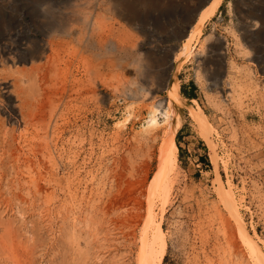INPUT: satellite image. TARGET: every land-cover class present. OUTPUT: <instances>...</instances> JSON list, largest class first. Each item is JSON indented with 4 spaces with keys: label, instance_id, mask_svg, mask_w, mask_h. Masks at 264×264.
I'll return each instance as SVG.
<instances>
[{
    "label": "rangeland",
    "instance_id": "rangeland-1",
    "mask_svg": "<svg viewBox=\"0 0 264 264\" xmlns=\"http://www.w3.org/2000/svg\"><path fill=\"white\" fill-rule=\"evenodd\" d=\"M123 1L132 15L106 11L107 0H0V56L8 48L23 53L33 38L41 39L70 15L93 12L114 30L95 40L103 45L116 35L117 41L134 45L142 71L127 61V80L150 90L145 101L130 107L131 100L103 86L118 71L112 58L94 60L95 83L84 68L66 67L68 53L54 65L48 62L49 51L32 64L15 54L13 60L0 58V264H140L150 205L166 234L163 264H255L218 189L221 181L225 191L234 192L250 245L264 257V0H224L178 68L177 49L188 37L177 38L196 9L202 11L210 0ZM174 73L183 105L176 134L182 151L168 179L160 174L167 129L152 135L142 129L151 116L147 106L154 96L166 98L164 86ZM183 87L194 98L184 96ZM60 98L68 104L58 108ZM45 99L61 111L54 125L47 123L52 108H45L49 114L42 121ZM199 107L210 130L192 119V109ZM129 111L136 118L120 128ZM165 187L171 193L164 206L159 191Z\"/></svg>",
    "mask_w": 264,
    "mask_h": 264
},
{
    "label": "bare ground",
    "instance_id": "bare-ground-1",
    "mask_svg": "<svg viewBox=\"0 0 264 264\" xmlns=\"http://www.w3.org/2000/svg\"><path fill=\"white\" fill-rule=\"evenodd\" d=\"M109 1V7L107 8L106 11H115L117 13H119L120 15L125 13L128 14L131 12L132 8L130 7V5L127 4V2H124L123 0H107ZM140 1V0H138ZM150 1V0H149ZM148 1V2H149ZM224 0H210L205 7L201 10H199V17L197 22L192 26V20L186 25L185 27V31H184V35L181 37L177 38V41L182 42L183 40H186L187 37V41L185 42V45L183 47H181L180 49H177V55L175 56V63L176 66L178 68V66L182 65V63L184 62V60H182L181 58L185 57H189L190 55H192V51H191V46L192 44L196 41L199 42L201 38H203V28L205 26V24L213 17L216 16L217 12L219 11L221 5L223 4ZM133 2V1H132ZM141 2V1H140ZM154 2V1H153ZM135 3V2H134ZM152 3V2H150ZM103 5L106 4L105 1L102 2ZM101 4V5H102ZM133 5V7L136 5ZM145 5V4H144ZM46 6V5H45ZM69 7V6H68ZM137 7V5H136ZM94 9V8H93ZM140 9V8H139ZM75 10V9H74ZM128 15H132V14H128ZM122 16V15H121ZM135 16V15H133ZM102 17L103 15H100L99 18L95 19L94 13L90 12L88 15L86 16H81V15H76V16H72L70 15V18L68 19L66 16V19H68L67 21L63 22V23H58V25L54 26L53 28L49 29L48 32H46L44 34V36L39 39V38H33L31 40V47L30 46L22 53L18 54L14 53L13 49H4L3 51H1L2 55L0 56V58H4L6 59L7 56H11L15 54V56L22 61H27L28 59L31 61V64L37 61H41L43 57L46 56V52L49 51L48 53L51 52V56H47L48 58V62L54 64H57V62L63 61L64 62V55L67 54L68 58L67 61L65 60V65L66 67L71 64L74 65V69L77 72H80L81 68H84V72L85 75L87 76V78L89 79V81H92L93 83H95L96 81V77H97V70H96V64H94V60L95 59H101V60H105L108 58H112L113 59V63H114V67L116 69H118V71H115L116 74L109 78V79H105L103 86H106L107 88H109V90L111 89L112 92L116 95L119 96H123V98H125L126 100H131V105L130 107H133L134 104H136L137 102H139L140 100H143L144 97H146V95H149V89L146 88V86H144V84H139V82L136 81H128L127 80V74L125 73L126 68L124 67L125 63L128 61L129 65L132 67H136V71L138 73H141L142 71V65H141V55H134L132 52L135 49L134 45H128V43L123 39L117 41L114 37L113 38H109L105 41V43L103 45L102 42L99 43L95 40V35H100V34H106L108 33L107 31L109 30V27L105 26V23L102 22ZM127 18V17H126ZM136 21V20H135ZM127 22V21H126ZM57 23V22H56ZM123 26V25H122ZM256 26V25H255ZM108 29V30H107ZM128 29V28H124ZM110 32L112 31L113 33V29L109 30ZM140 31V30H139ZM191 31V32H190ZM20 32V31H19ZM125 31H122V33H124ZM2 33V32H1ZM150 33V32H149ZM110 34V33H109ZM118 34V33H117ZM125 34V33H124ZM113 36V35H112ZM108 37V36H107ZM119 37V36H118ZM172 37V36H171ZM85 40V45L87 48H85V50L87 49V51H84L82 49L83 45L82 42L83 39ZM124 38V37H123ZM213 38V34L209 35L205 38V41L209 42L211 41ZM237 38V37H236ZM98 39V38H97ZM126 39L130 40L131 38H128L126 36ZM132 40V39H131ZM6 41V40H5ZM4 41V42H5ZM204 41V42H205ZM7 42V41H6ZM223 42H225V39H223ZM240 42V41H239ZM30 44V43H29ZM135 44V43H133ZM239 44V43H238ZM241 45V44H240ZM27 46V45H26ZM138 46V44H137ZM8 47V46H7ZM140 47V46H139ZM6 48V47H5ZM11 48V47H10ZM16 48V47H15ZM177 48V47H175ZM20 49V48H19ZM18 49V50H19ZM22 49V48H21ZM24 49V48H23ZM98 51V53H93V51ZM88 52L90 54V57H83V55ZM141 52V51H140ZM203 52V51H202ZM156 53V52H155ZM140 54V53H139ZM151 54V53H150ZM167 55V54H166ZM8 56V57H9ZM14 56V55H13ZM14 56V57H15ZM158 56V55H157ZM194 56V55H193ZM195 56H199L196 55ZM66 57V56H65ZM143 57V56H142ZM147 56H144L143 58H145ZM8 58V59H11ZM46 58V57H45ZM7 59V60H8ZM16 59V58H15ZM44 59V58H43ZM13 60V58L11 59ZM146 60V59H145ZM149 60V59H148ZM163 60V59H162ZM161 60V61H162ZM39 61V62H40ZM10 62V61H9ZM24 62V63H25ZM98 62V61H97ZM150 62V61H149ZM155 62V61H154ZM4 63V62H3ZM14 63V62H13ZM46 63V62H45ZM61 63V62H60ZM144 62H142L143 64ZM148 63V62H146ZM185 63V62H184ZM5 64V63H4ZM98 64V63H97ZM149 64V63H148ZM159 64V63H158ZM157 64V65H158ZM8 65V64H7ZM35 65V64H34ZM45 65V64H44ZM59 65V64H58ZM128 65V66H129ZM154 65V64H153ZM168 65V64H167ZM170 65V64H169ZM15 66V65H14ZM49 66V65H48ZM51 66V64H50ZM61 66V65H60ZM63 66V65H62ZM99 66V65H98ZM150 66V65H149ZM152 66V65H151ZM32 67V66H31ZM44 67V66H43ZM42 67V68H43ZM46 67V66H45ZM58 67V66H56ZM35 68V67H34ZM37 68H40L37 66ZM69 68V67H68ZM72 70V67H70ZM100 68V67H99ZM147 68V67H146ZM155 68V67H154ZM173 68V67H172ZM32 69V68H31ZM36 69V68H35ZM44 69V68H43ZM42 69V70H43ZM46 69V68H45ZM59 69V68H58ZM62 69V68H61ZM161 69V68H160ZM176 69V67H175ZM70 70V69H69ZM154 70V69H153ZM163 70V69H162ZM11 71V70H10ZM55 71V70H54ZM53 71V72H54ZM56 71H58L56 69ZM73 71V70H72ZM156 71V70H155ZM16 72V71H15ZM21 72V71H20ZM43 72V71H42ZM49 72V69H48ZM60 73V69L58 71ZM149 72V71H148ZM153 72V71H152ZM157 72V71H156ZM178 72V70L176 71ZM175 72V73H176ZM40 73V72H39ZM38 73V74H39ZM62 73V72H61ZM173 74L170 77V80L168 81V84L165 87V92L167 94L166 98H163L161 95H157L153 97V101L147 106L148 111L150 112L149 114H151L150 116V120L147 121L146 125H144V129L142 130H146V132H150L149 130H151L150 134L152 133V131H159L160 129H167V133L165 136L166 138H164V142H162L161 144V155H160V174L164 175L166 178L170 179L171 175L174 174L177 170L178 167V156H179V147L177 145L176 142V134L179 131L181 124H182V116H183V105L180 101V89L178 87V81L176 79V74ZM31 74V73H30ZM29 74V75H30ZM42 74V73H41ZM69 74V73H68ZM165 74V73H164ZM40 75V74H39ZM40 76H44L43 74ZM47 76V74H45ZM58 75V74H57ZM71 75V73H70ZM69 75V76H70ZM45 76V78H46ZM75 76V75H74ZM162 76V75H161ZM160 76V77H161ZM170 76V75H169ZM32 78L35 77V79H37V75H33L31 76ZM54 77H56V75H54ZM58 77V76H57ZM61 77V76H59ZM58 77V78H59ZM78 77V76H77ZM105 77V76H104ZM150 77V75H149ZM165 77V76H164ZM42 80H44V77H41ZM40 78V80H41ZM57 78V79H58ZM69 78V77H68ZM98 78V77H97ZM106 78V77H105ZM167 78V75L166 77ZM48 79V77L46 78ZM50 79V78H49ZM56 79V78H55ZM75 79V78H73ZM159 79V78H158ZM168 79V78H167ZM163 80V79H162ZM9 81V80H8ZM74 81V80H73ZM76 81V80H75ZM167 81V80H166ZM14 82V81H13ZM43 82V81H42ZM45 82V80H44ZM43 82V83H44ZM58 82V81H57ZM78 82V81H77ZM91 82V83H92ZM99 82V81H98ZM164 82V81H163ZM162 82V83H163ZM8 83V82H7ZM38 83V81H37ZM41 83V81H40ZM46 83V82H45ZM44 83V84H45ZM69 83V81H68ZM3 84V83H2ZM39 84V83H38ZM51 84V83H50ZM59 84V82H58ZM62 84V83H61ZM67 84V83H66ZM102 84V83H101ZM16 85V84H15ZM18 85V84H17ZM30 85V84H29ZM81 85V84H80ZM83 85V84H82ZM156 85V84H155ZM19 86V85H18ZM17 86V88H18ZM40 86V85H39ZM58 86V85H57ZM75 86V85H74ZM85 86V84H84ZM43 87V86H42ZM64 87V86H63ZM67 87V86H65ZM89 87V86H88ZM92 87V86H90ZM159 89L161 90V88L163 87L161 85V82L159 84ZM163 87V88H164ZM71 88V87H70ZM97 88V87H96ZM150 88V87H149ZM32 89V88H31ZM37 91V84H36V88ZM45 89V87H44ZM57 89V88H56ZM55 89V90H56ZM65 89V88H64ZM74 90V89H73ZM84 90V89H82ZM94 90V89H93ZM26 91V90H25ZM24 91V93H25ZM32 91V90H31ZM51 91V90H50ZM60 91V90H59ZM78 91V90H77ZM80 91V90H79ZM157 91V90H156ZM17 92V91H16ZM39 92V91H38ZM37 92V93H38ZM45 92V91H43ZM54 92V91H53ZM65 92V91H64ZM76 92V91H75ZM84 92V91H83ZM90 92V89H89ZM93 92V91H92ZM149 92V93H148ZM152 92V91H151ZM22 94V92L19 91V94ZM42 93V92H40ZM48 93V92H47ZM55 93H57V90L55 91ZM66 93H70V92H66ZM94 93V92H93ZM148 93V94H147ZM155 93V92H154ZM157 93V92H156ZM160 93V92H159ZM18 94V93H17ZM27 94V93H26ZM46 94V93H45ZM49 94V93H48ZM47 94V95H48ZM53 94V93H52ZM50 94V95H52ZM59 94V93H58ZM88 94V93H87ZM95 94V93H94ZM55 95V94H54ZM52 95V96H54ZM66 95V94H65ZM92 95V94H90ZM97 95V94H95ZM23 96V95H22ZM25 96V95H24ZM56 96V95H55ZM61 96V94H60ZM77 96H80V94H77ZM150 96V95H149ZM34 97V96H33ZM64 97V96H63ZM63 97H61L63 99ZM72 95H69V98L71 99L70 101L72 102ZM92 97V96H90ZM94 97V96H93ZM152 97V96H151ZM28 98V97H27ZM52 98V97H51ZM55 98V97H54ZM61 98L59 100H61ZM82 98V97H81ZM147 98V97H146ZM22 99V98H21ZM41 99V98H40ZM53 99V98H52ZM78 97H76L74 100L77 101ZM20 100V99H19ZM42 100L43 97H42ZM55 100V99H54ZM105 100V99H104ZM23 101V100H22ZM29 101V100H28ZM27 101V102H28ZM39 101V100H37ZM36 101V102H37ZM58 101V100H57ZM65 100H61V104L59 105L58 108L64 107V102ZM145 101V100H143ZM25 102V101H24ZM31 102V101H29ZM35 102V101H33ZM40 102V101H39ZM42 102V101H41ZM40 102V103H41ZM55 103V101H52ZM59 102V101H58ZM57 102V103H58ZM59 102V103H60ZM91 102V101H90ZM3 103V102H2ZM38 103V102H37ZM44 103V102H43ZM45 103L47 104H43L41 106L40 109V115L42 117V121H46L45 117H47V115L51 112L50 114V119L48 120V124L54 125L55 124V119L57 118V115L60 114V112L58 113V108H55L56 106L53 105L52 107L50 106V102L47 101L45 99ZM58 103V104H59ZM93 103V102H92ZM23 104V103H22ZM25 104L27 105L28 103L25 102ZM34 104V103H33ZM32 104V105H33ZM49 104V105H48ZM56 104V103H55ZM68 104V103H66ZM145 104V103H144ZM29 105V104H28ZM38 105V104H37ZM147 105V104H146ZM25 106V105H22ZM74 106V105H73ZM136 106V105H135ZM31 107V106H29ZM52 108L51 111H49L48 114L45 113L46 109L45 108ZM138 107V106H137ZM144 107V106H143ZM32 108V107H31ZM40 108V105H39ZM22 109V107H21ZM47 109V112L48 110ZM131 109V108H130ZM145 109V108H144ZM8 110V109H7ZM32 110V109H31ZM38 110V109H36ZM63 110V109H61ZM4 111V110H3ZM27 111V110H26ZM39 111V110H38ZM8 112V111H7ZM22 112V111H21ZM24 112V111H23ZM22 112V114H23ZM192 113V119L205 131V130H210L212 127L210 126L209 120H208V116L205 114V112L199 107L198 110H194L192 109L191 111ZM14 113V112H13ZM35 113V112H34ZM39 113V112H38ZM37 113V114H38ZM12 115V114H11ZM27 115V114H26ZM34 115V114H31ZM30 115V116H31ZM13 116V115H12ZM24 116V114H23ZM28 116V115H27ZM15 117V116H14ZM29 117V116H28ZM35 117V115H34ZM38 117V115L36 116ZM35 117V118H36ZM30 118V117H29ZM33 116H31V120H32ZM44 118V120H43ZM135 115L129 111V114L127 115V117L125 118V120H123L120 123V128L122 126H127L129 125L134 119H135ZM10 119V118H9ZM27 117L25 116L24 120L26 122ZM40 119V118H39ZM38 119V120H39ZM30 120V119H29ZM27 121V123H29L30 121ZM37 120V119H36ZM66 121V120H65ZM87 121V120H86ZM32 122V121H31ZM19 123V122H18ZM34 123V122H33ZM44 123V122H43ZM57 123V122H56ZM86 123V122H85ZM14 124V123H13ZM24 124V123H23ZM26 124V123H25ZM29 125V124H28ZM33 125V124H32ZM34 126V125H33ZM36 126V125H35ZM44 126V124H43ZM46 127V126H45ZM48 127V126H47ZM53 128V126H51ZM50 126L48 128H51ZM41 128V127H40ZM37 129V128H36ZM43 129V128H42ZM46 131V130H45ZM212 131V130H211ZM47 133V132H46ZM211 133V132H210ZM152 135V134H151ZM220 180V179H219ZM220 182V189L219 190V196H221L222 200L224 201V203H226L229 207V210L231 212V214L233 215L234 219L237 220V226H238V231L239 234H241V238H243L244 242L246 243V246L249 250V254H251V258L253 259L255 264H264V257L261 254L260 250L256 249L253 247V245H250V239L248 238L247 233L245 232L246 230H244V227L242 225V221L241 219L238 217V208L236 206V200H235V196H234V192L232 190L229 191H225L223 188V185ZM170 193L171 190L168 187L162 188L159 191V197H161L163 205L165 206L166 203L169 200L170 197ZM160 199V198H159ZM138 205H136L137 207ZM141 206V205H140ZM139 206V208H140ZM163 206V207H164ZM165 208V207H164ZM138 209V208H137ZM148 212H147V226H149V230L150 231H145L142 234V245H141V252H140V260H137L138 263L140 264H163L165 255H166V250H167V241H166V234L162 228L161 222L158 221L156 219L155 213H154V209L152 207V205L149 206ZM140 210V209H139ZM164 210V209H162ZM138 211V210H137ZM165 212V211H164ZM164 214V213H163ZM129 215V214H128ZM134 215V214H133ZM139 215V214H138ZM136 216V215H134ZM133 219V218H132ZM128 220V219H127ZM131 221V220H129ZM135 222V221H133ZM140 222V221H139ZM126 223V222H125ZM124 223V224H125ZM130 224V223H129ZM133 224V223H132ZM135 224V223H134ZM137 224V222H136ZM126 225V224H125ZM131 225V224H130ZM136 228V227H135ZM132 234V233H131ZM236 236V235H235ZM138 259V257H137Z\"/></svg>",
    "mask_w": 264,
    "mask_h": 264
},
{
    "label": "water",
    "instance_id": "water-1",
    "mask_svg": "<svg viewBox=\"0 0 264 264\" xmlns=\"http://www.w3.org/2000/svg\"><path fill=\"white\" fill-rule=\"evenodd\" d=\"M198 17H199V10L196 9L195 13L192 16V22H191L192 26L197 22Z\"/></svg>",
    "mask_w": 264,
    "mask_h": 264
},
{
    "label": "trees",
    "instance_id": "trees-1",
    "mask_svg": "<svg viewBox=\"0 0 264 264\" xmlns=\"http://www.w3.org/2000/svg\"><path fill=\"white\" fill-rule=\"evenodd\" d=\"M182 93H183L184 96H187L188 98H191V99L194 98L193 94H190V93L187 92L186 87H183V92ZM179 149L181 150V148H179Z\"/></svg>",
    "mask_w": 264,
    "mask_h": 264
}]
</instances>
